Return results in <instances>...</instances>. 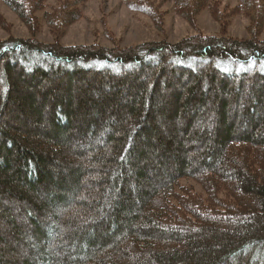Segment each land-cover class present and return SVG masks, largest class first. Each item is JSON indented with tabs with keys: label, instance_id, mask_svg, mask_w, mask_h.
<instances>
[{
	"label": "trees",
	"instance_id": "obj_1",
	"mask_svg": "<svg viewBox=\"0 0 264 264\" xmlns=\"http://www.w3.org/2000/svg\"><path fill=\"white\" fill-rule=\"evenodd\" d=\"M1 1L35 33L43 0ZM172 2L249 36L0 40V264H264V0ZM124 3L162 33L164 1Z\"/></svg>",
	"mask_w": 264,
	"mask_h": 264
},
{
	"label": "rangeland",
	"instance_id": "obj_2",
	"mask_svg": "<svg viewBox=\"0 0 264 264\" xmlns=\"http://www.w3.org/2000/svg\"><path fill=\"white\" fill-rule=\"evenodd\" d=\"M151 1H164L160 7V11L164 13L162 33L154 28L148 17L131 12L124 0H43V10L35 13L38 27L32 34L19 17L0 0V40L33 38L44 44L57 42L65 47L95 43L103 47L116 45L126 48L163 39L173 44L194 35L196 31L208 36L223 34L236 39H246L249 36V19L244 15L230 14L226 18L227 25L223 30L220 23L216 22L207 10H203L196 16L195 27H192L174 13L172 0ZM214 1L219 2L220 8L230 11L238 5L237 0ZM63 4L70 6L68 11L78 10L80 17L66 26L61 36L55 38L44 20V15L53 12ZM259 37L264 39V28ZM180 185L191 186L195 192L203 194L201 187L191 179L181 180ZM18 257L19 260L20 255ZM14 259H16L15 256Z\"/></svg>",
	"mask_w": 264,
	"mask_h": 264
},
{
	"label": "snow or ice",
	"instance_id": "obj_3",
	"mask_svg": "<svg viewBox=\"0 0 264 264\" xmlns=\"http://www.w3.org/2000/svg\"><path fill=\"white\" fill-rule=\"evenodd\" d=\"M262 70H264V66H262Z\"/></svg>",
	"mask_w": 264,
	"mask_h": 264
}]
</instances>
